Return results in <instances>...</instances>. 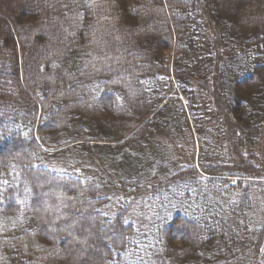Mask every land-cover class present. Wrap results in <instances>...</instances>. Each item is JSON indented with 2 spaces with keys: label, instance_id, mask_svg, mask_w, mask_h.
I'll return each instance as SVG.
<instances>
[{
  "label": "trees",
  "instance_id": "obj_1",
  "mask_svg": "<svg viewBox=\"0 0 264 264\" xmlns=\"http://www.w3.org/2000/svg\"><path fill=\"white\" fill-rule=\"evenodd\" d=\"M0 264H264V0H0Z\"/></svg>",
  "mask_w": 264,
  "mask_h": 264
},
{
  "label": "rangeland",
  "instance_id": "obj_2",
  "mask_svg": "<svg viewBox=\"0 0 264 264\" xmlns=\"http://www.w3.org/2000/svg\"><path fill=\"white\" fill-rule=\"evenodd\" d=\"M221 67H222V66H221ZM222 68H223V67H222ZM214 80H215V79H214ZM217 80H218V79L216 78L215 83L218 82ZM222 95H223V94H221V96H222ZM215 98H217V97L215 96ZM222 98H223V96H222ZM223 100H225L226 103H229V102H227L225 96H224ZM219 101H220V100H219ZM228 120H230V117H228Z\"/></svg>",
  "mask_w": 264,
  "mask_h": 264
}]
</instances>
